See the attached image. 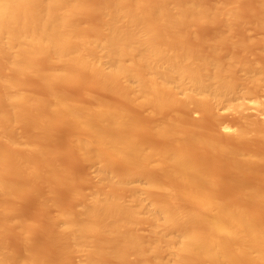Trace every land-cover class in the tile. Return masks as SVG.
I'll list each match as a JSON object with an SVG mask.
<instances>
[{
	"label": "bare ground",
	"instance_id": "bare-ground-1",
	"mask_svg": "<svg viewBox=\"0 0 264 264\" xmlns=\"http://www.w3.org/2000/svg\"><path fill=\"white\" fill-rule=\"evenodd\" d=\"M0 264H264V0H0Z\"/></svg>",
	"mask_w": 264,
	"mask_h": 264
},
{
	"label": "rangeland",
	"instance_id": "rangeland-1",
	"mask_svg": "<svg viewBox=\"0 0 264 264\" xmlns=\"http://www.w3.org/2000/svg\"><path fill=\"white\" fill-rule=\"evenodd\" d=\"M250 33V35H252V36H256V35H258V32H254V31H250L249 32ZM76 91H74V93H75ZM249 109H247V113L250 111V113L249 114H251L250 116L252 117H255L256 116V113L258 112L257 110H249ZM255 111V112H254ZM254 114H255V116H254ZM233 116L235 117V115H234V113H233V111L232 110H228V111H224L223 112V114L221 115V117H220V120L222 121V123L223 124H226V125H229L231 128H234L236 125L234 124L236 121H234L235 119H233ZM233 121H234V123H233ZM68 154H65L64 156H63V159H65L64 160V162L65 163H67L66 162V160H68L69 161V159H70V156H67ZM68 163H70V162H68ZM80 168H82L81 166H77L76 165V170L78 171V172H83L84 170H83V168L82 169H80ZM80 169V170H79ZM90 170H92V168L90 169ZM29 206V205H28ZM32 209V207L31 206H29V207H27V209H26V211L27 212H30V211H32V210H30L29 211V209ZM32 212H30V213H28V214H31Z\"/></svg>",
	"mask_w": 264,
	"mask_h": 264
}]
</instances>
